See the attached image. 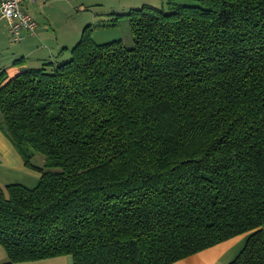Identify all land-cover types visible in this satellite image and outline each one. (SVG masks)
I'll return each instance as SVG.
<instances>
[{
	"label": "trees",
	"instance_id": "obj_1",
	"mask_svg": "<svg viewBox=\"0 0 264 264\" xmlns=\"http://www.w3.org/2000/svg\"><path fill=\"white\" fill-rule=\"evenodd\" d=\"M195 1L130 10L131 48L86 27L70 60L0 74L40 174L0 186L5 264H173L246 233L230 264H264V0Z\"/></svg>",
	"mask_w": 264,
	"mask_h": 264
},
{
	"label": "rangeland",
	"instance_id": "obj_2",
	"mask_svg": "<svg viewBox=\"0 0 264 264\" xmlns=\"http://www.w3.org/2000/svg\"><path fill=\"white\" fill-rule=\"evenodd\" d=\"M174 5L195 6L197 2L195 0H36L33 4L27 1L24 3V8L25 10L28 8L29 13L37 20L39 24L37 32L42 29V33L45 32L49 39L74 35L76 41L72 46H76L84 29L89 27L90 36L96 44L121 40L126 48H131L133 35L127 16L130 10L151 7L168 12ZM26 38L21 43L14 42L7 22L0 21V65L7 62L12 64L10 57L18 56L16 54L29 42ZM32 41L35 49L46 45L44 38L40 40L35 37ZM63 58L65 61L70 60ZM17 154L21 157L19 152ZM31 163L42 167L44 158L37 154Z\"/></svg>",
	"mask_w": 264,
	"mask_h": 264
},
{
	"label": "crops",
	"instance_id": "obj_3",
	"mask_svg": "<svg viewBox=\"0 0 264 264\" xmlns=\"http://www.w3.org/2000/svg\"><path fill=\"white\" fill-rule=\"evenodd\" d=\"M35 1L36 0L28 1V3L33 4ZM24 3H27V1ZM24 3L22 6L23 10L25 12L27 10V13L30 14L28 8L25 10ZM30 15L33 17L32 14ZM33 19L37 22L34 17ZM0 21L3 20L0 18ZM42 32L43 31L41 29L39 32H36L35 36H28L26 40H29V42L25 45L21 52L16 54L18 56L13 55L10 57L12 64L7 62L6 64L0 65V74L5 72L6 76L11 78L15 75V73L17 74L26 69L39 68L47 62L58 63L59 61L64 60L63 57H65V59H69L70 51L74 47L72 45L76 41L74 35L72 37L67 36L62 38L56 36L55 39H49L45 32ZM35 37L40 40L44 38L46 45L35 49V44L32 41ZM65 51L67 52L65 53ZM30 58L32 61H30ZM39 178L40 174L24 165L23 160L13 148L11 142L0 131V186L20 184L28 188H33L37 185ZM248 237L249 233L236 236L226 242L213 246L173 264H230L242 251ZM7 262L8 257L3 248L0 247V264H5ZM15 264H73V262L70 256H58L38 261Z\"/></svg>",
	"mask_w": 264,
	"mask_h": 264
},
{
	"label": "built area",
	"instance_id": "obj_4",
	"mask_svg": "<svg viewBox=\"0 0 264 264\" xmlns=\"http://www.w3.org/2000/svg\"><path fill=\"white\" fill-rule=\"evenodd\" d=\"M25 1L0 0V18L7 22L12 40L21 43L27 36H35L38 24L33 17L23 10Z\"/></svg>",
	"mask_w": 264,
	"mask_h": 264
}]
</instances>
